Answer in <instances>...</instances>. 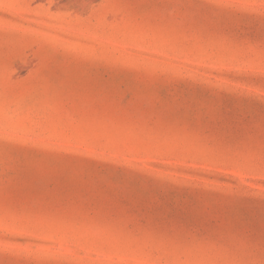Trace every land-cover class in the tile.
Instances as JSON below:
<instances>
[{"label":"rangeland","instance_id":"obj_1","mask_svg":"<svg viewBox=\"0 0 264 264\" xmlns=\"http://www.w3.org/2000/svg\"><path fill=\"white\" fill-rule=\"evenodd\" d=\"M0 264H264V0H0Z\"/></svg>","mask_w":264,"mask_h":264}]
</instances>
